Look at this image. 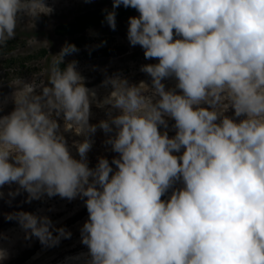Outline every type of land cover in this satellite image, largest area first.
<instances>
[{"label":"clouds","instance_id":"1","mask_svg":"<svg viewBox=\"0 0 264 264\" xmlns=\"http://www.w3.org/2000/svg\"><path fill=\"white\" fill-rule=\"evenodd\" d=\"M121 5L139 13L129 17L130 45L158 60L141 67L150 94L143 82L112 76L103 81L110 95L98 101L76 60L61 67L79 52L66 42L51 55L46 80L17 78L15 107L0 116V187L19 185L8 195L23 190L27 203L45 195L84 200L89 264H264V0H112V30ZM50 11L44 0H0V48L23 16ZM167 78L175 89L166 90ZM93 103L110 106L98 125L89 123ZM61 117L64 131L85 137L74 142L79 159ZM166 118L175 121L172 137L159 130ZM97 127L115 132L106 141L119 154L115 171L103 157L88 166ZM177 181L183 187L173 189ZM5 219L49 247L72 235L47 215ZM7 257L0 247V261Z\"/></svg>","mask_w":264,"mask_h":264},{"label":"rangeland","instance_id":"2","mask_svg":"<svg viewBox=\"0 0 264 264\" xmlns=\"http://www.w3.org/2000/svg\"><path fill=\"white\" fill-rule=\"evenodd\" d=\"M44 3L51 9L49 13H41L35 20L23 16L16 29L15 39L24 41L25 45L14 53L15 56L27 55L41 48H45L48 52L45 58L35 62L38 72L22 78L25 82H31L33 79L38 81L47 79L51 55L58 54L62 46L68 41L67 38L55 34V28L58 25L70 22L78 14L90 9L107 10L112 8V0H44ZM41 10L47 11L46 9ZM138 15L139 13H136L116 21L115 30H112L108 25L90 29L86 33L87 45L79 52L66 58L78 62L77 70L85 78V86L95 90L98 101H102L110 95L112 88L110 85L105 86L103 81L112 76L126 79L130 85L139 86L143 82L149 89L147 94H150L151 77L142 72L141 67L146 64L158 63V60L155 58L146 59L144 49L139 45H130L127 39L129 17ZM106 48L121 49L122 53L118 56L109 57L92 55ZM16 81L17 79L7 81L5 72L0 68V108H2L0 116L9 114L15 107L12 102V95L15 91L14 87H19L16 85ZM163 83L166 90L175 89V78H167ZM176 91L179 92L178 89ZM109 107L107 105L97 107L95 103L91 104L89 123L98 125L101 120L108 119ZM112 114L118 115L119 110H113ZM225 115L233 116V110L229 109ZM57 119L71 154L74 158L79 159L74 142H82L85 137L76 134L74 130L64 131L62 117ZM166 119L168 127L160 126L159 130L161 132L167 131L169 137H172L176 131L173 127L175 121L170 118ZM114 134L115 132L106 134L99 127L94 134H89L88 138L93 141L92 148L87 153L90 168H95L99 158L103 157L108 159L114 171L116 170V166L112 165L111 161L113 158H119V154L112 151L111 145L106 143L108 137ZM174 154L180 155L182 152ZM18 187L19 185L15 183L0 187V192L4 193V196L0 198V247L6 249L8 253L7 259L0 261V264H56L68 256L84 251L89 254L87 246L81 242L80 232L84 222L88 219L84 200L77 197L69 201L59 196L49 198L45 195L40 200L27 203L25 201L28 194L23 190L15 197L8 195L9 192H15ZM182 187V181H177L173 185V189ZM173 189H169L162 199L167 200ZM18 211L47 215L57 228L64 227L72 235L70 238H62L59 244L51 247L42 245L36 237L27 239L25 231L17 221L5 219L7 214ZM85 263L89 264L88 262Z\"/></svg>","mask_w":264,"mask_h":264},{"label":"trees","instance_id":"3","mask_svg":"<svg viewBox=\"0 0 264 264\" xmlns=\"http://www.w3.org/2000/svg\"><path fill=\"white\" fill-rule=\"evenodd\" d=\"M112 10V8L107 9V11ZM115 11L116 21L138 13L135 9L131 7L125 8L123 5L115 9ZM105 15V10L98 8L87 10L75 16L70 22L58 25L55 28V34L62 38H67V43L75 44L80 50L88 43L86 33L90 29L108 25L105 21ZM24 45V41L13 39L10 40L5 47L0 48V68L5 72L7 81L23 78L38 72L35 62L45 58L48 54L45 48H41L27 55L15 56L14 53ZM121 53V49L106 48L92 55L109 57L118 56ZM66 58H68V56L65 57V64L61 65V67L66 66V64L71 61Z\"/></svg>","mask_w":264,"mask_h":264},{"label":"bare ground","instance_id":"4","mask_svg":"<svg viewBox=\"0 0 264 264\" xmlns=\"http://www.w3.org/2000/svg\"><path fill=\"white\" fill-rule=\"evenodd\" d=\"M90 254L78 253L76 255L68 256L65 260L59 261L56 264H84L85 262H90L91 258H88ZM86 264V263H85Z\"/></svg>","mask_w":264,"mask_h":264}]
</instances>
